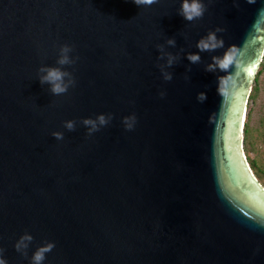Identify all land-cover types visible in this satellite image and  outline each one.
I'll return each instance as SVG.
<instances>
[{"label":"water","instance_id":"95a60500","mask_svg":"<svg viewBox=\"0 0 264 264\" xmlns=\"http://www.w3.org/2000/svg\"><path fill=\"white\" fill-rule=\"evenodd\" d=\"M202 2V18L186 22L180 0H0L7 264H30L47 242L55 247L43 264H264V189L242 149L264 57V0ZM216 29L223 47L190 64L184 56ZM168 39L178 58L165 81L157 46ZM63 44L76 83L52 96L37 69L55 66ZM226 53L227 69L205 70ZM98 114L112 120L88 135L80 121ZM25 233L33 241L21 254L14 244Z\"/></svg>","mask_w":264,"mask_h":264},{"label":"clouds","instance_id":"9594fccd","mask_svg":"<svg viewBox=\"0 0 264 264\" xmlns=\"http://www.w3.org/2000/svg\"><path fill=\"white\" fill-rule=\"evenodd\" d=\"M128 2V0H126ZM132 4L140 8L141 6H151L158 3V0H130ZM251 3L253 0H247ZM205 12V6L202 0H180L179 8L177 10V15L182 17L186 22H192L194 20L202 18ZM220 29L215 31H210L206 36L201 37L195 47L197 49L196 53H189L184 56V58L190 63H198L201 59L199 53L204 51H214L218 48L223 47V40L217 35ZM166 47H175V40L168 39L163 45L157 46V51L159 55L157 59L163 61L159 65L161 76L165 81H170L172 79V74L167 71V69L173 67L177 61V56L166 51ZM73 48L68 44H63L58 48L57 59L55 61V66H41L37 69V79L41 86L47 85V91L52 96H59L66 94L68 90L75 86V78L72 72L66 70L67 68L73 66L76 63V57L73 56ZM231 62V56L225 54L223 58H213V63H210L206 67V71H213L215 69H227ZM163 95V93H161ZM207 99L206 93H198L197 100L203 102ZM112 120L111 114H98L95 118H85L80 121V124L87 130L88 135H92L101 128L106 127ZM136 122V117L130 115L122 119V124L125 130H132ZM63 127L65 130L71 132L76 128L75 121H65ZM52 136L56 140H62L64 134L62 132H54ZM33 241V237L30 234L25 233L18 238L14 244L15 251L25 254L26 250L29 248ZM55 247L54 243L47 242L42 246L36 248L30 257V264H43L46 254L49 253ZM0 264H7V260L4 258L3 250L0 249Z\"/></svg>","mask_w":264,"mask_h":264},{"label":"rangeland","instance_id":"374dc122","mask_svg":"<svg viewBox=\"0 0 264 264\" xmlns=\"http://www.w3.org/2000/svg\"><path fill=\"white\" fill-rule=\"evenodd\" d=\"M256 87L257 91L254 99H247L245 103V123L248 122L249 137L246 143L243 139L242 149L249 168V161H254L256 169L252 170L250 168V171L256 182L264 189V69L261 70L257 78ZM247 114H249L248 120H246Z\"/></svg>","mask_w":264,"mask_h":264},{"label":"trees","instance_id":"16d2710c","mask_svg":"<svg viewBox=\"0 0 264 264\" xmlns=\"http://www.w3.org/2000/svg\"><path fill=\"white\" fill-rule=\"evenodd\" d=\"M262 69H264V57H263V61H262L261 65H260V69L258 70V72H257V74H256V77H255V80H254V86H253V88H252V92H251V94H250L249 97H248V100H253L254 97H255V94H256V91H257L256 82H257V78H258V76H259V74H260V72H261ZM246 118H247L246 120H248V118H249V114H247V117H246ZM243 134H244V143H246V142L248 141V137H249L248 122L245 123ZM248 161H249V160H248ZM249 164H250V168H251L252 170H253L254 168L256 169V166H255L254 161H249ZM259 173H261V172H259ZM262 174H263V173H262ZM263 176H264V174H263Z\"/></svg>","mask_w":264,"mask_h":264},{"label":"snow or ice","instance_id":"6c2138e0","mask_svg":"<svg viewBox=\"0 0 264 264\" xmlns=\"http://www.w3.org/2000/svg\"><path fill=\"white\" fill-rule=\"evenodd\" d=\"M248 71H249V75H251V73H252V69L250 68Z\"/></svg>","mask_w":264,"mask_h":264}]
</instances>
